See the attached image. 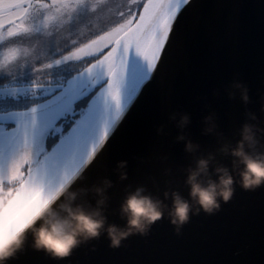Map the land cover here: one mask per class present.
Here are the masks:
<instances>
[{"label":"water","instance_id":"water-1","mask_svg":"<svg viewBox=\"0 0 264 264\" xmlns=\"http://www.w3.org/2000/svg\"><path fill=\"white\" fill-rule=\"evenodd\" d=\"M118 47L115 41L109 53ZM180 49L169 78L148 87L114 131L103 162L88 175L80 172L72 185L78 192L89 190L79 192L78 202L95 205L98 197L90 191L92 186H102L105 178L112 180L105 208L110 223H124L120 204L126 192L138 186L161 199L166 189H178L187 197L184 170L196 155L211 152L215 160L210 167H231L232 157L218 149L225 143L235 145L246 110L255 112L264 127V112L260 111L264 96V0H194L185 16ZM97 65L107 77L110 66L104 57L82 73L91 74L90 69ZM234 81L249 88L248 105L242 103L238 91L235 98H229ZM127 93L126 85L122 94ZM173 113L176 119L170 120ZM184 113L190 116L184 133L199 145L193 154L184 151L183 141H176L180 131L176 123ZM210 114H214L217 129L205 135L203 119ZM3 116L0 122L16 126L14 119ZM160 126L163 133L157 134ZM10 153L11 149H6L4 158ZM119 161H127V178L123 180ZM31 245L29 234L23 250L8 264H264V187L245 191L237 186L233 198L222 203L220 211L191 216L179 236L165 217L147 236H130L118 249L110 248L102 235L80 245L62 261Z\"/></svg>","mask_w":264,"mask_h":264},{"label":"snow or ice","instance_id":"snow-or-ice-1","mask_svg":"<svg viewBox=\"0 0 264 264\" xmlns=\"http://www.w3.org/2000/svg\"><path fill=\"white\" fill-rule=\"evenodd\" d=\"M82 2L0 0V35L6 30L8 36L14 37L25 31L23 21L34 5L38 9L55 8L62 14ZM193 3L194 0H144L136 18L112 34L119 47L110 53L111 44L92 55L78 54L77 49L82 47L78 43L63 52L56 50L61 55L51 60L49 70L77 60L91 62L104 57L110 66L108 76L97 65L90 69L91 74L86 71L38 87L31 84L32 96L39 103L3 116L14 119L16 126L6 129L0 125V175L8 173L12 179L26 180L35 205L51 198L54 190L71 182L80 172L88 175L100 165L107 142L126 120L130 108L136 106L148 87L169 78L181 54L185 16ZM55 19V15L46 17L45 23ZM126 85L125 95L122 88ZM17 91L13 87L11 94ZM6 149H11L12 154L4 167ZM15 208L12 205L6 212L13 215L17 227H22L23 221L14 216Z\"/></svg>","mask_w":264,"mask_h":264},{"label":"clouds","instance_id":"clouds-1","mask_svg":"<svg viewBox=\"0 0 264 264\" xmlns=\"http://www.w3.org/2000/svg\"><path fill=\"white\" fill-rule=\"evenodd\" d=\"M73 10L63 15L70 18ZM65 22L57 16L55 20L47 23L44 21L43 35L50 36L51 26L60 24L62 27ZM33 31L27 28L23 33L31 34ZM9 38L7 33L0 35V44ZM50 63V59L43 58V53L37 55L36 45L12 44L0 47V74L15 79L18 71L31 65L34 75L32 84L37 87L51 78ZM230 88V99L235 98L238 91L242 103L249 104V88L243 82L234 81ZM260 111L264 112V96L261 97ZM245 117L235 145L225 143L218 149L222 154L232 157L231 167L223 164L210 167L215 160L211 152L194 156L193 163L184 170L187 197L178 189H166L163 199L142 185L130 189L120 204V216L124 220L122 225L110 223L105 214L109 199L107 189L113 186L110 179L105 178L102 186L94 185L90 189L98 197L95 205L78 202L79 192L89 191L73 190L72 185L79 174L71 182L54 190L51 198L46 197L34 205L30 199L32 189L27 186V181L12 179L5 173L0 178V264H8L23 250L29 234L32 248L43 251L56 261H62L80 245L99 239L102 235L109 240L110 248L118 249L130 236H147L151 227L165 217L179 236L191 216L199 215L201 211L208 215L220 211L222 203H228L233 198L237 186L245 191H256L264 187V127L255 112L246 110ZM169 119L175 120L176 114L173 113ZM189 123V114H182L176 123L180 130L176 141H183L184 151L193 154L198 151L199 145L194 144L184 133ZM203 123L206 125L203 129L205 135L216 132L214 114L205 116ZM163 130V126L158 127L157 134H162ZM126 167L127 161H119L117 164L121 180L127 178V172L124 171ZM12 205L16 206L14 216L23 221L22 227H17L13 215L6 212Z\"/></svg>","mask_w":264,"mask_h":264},{"label":"flooded vegetation","instance_id":"flooded-vegetation-1","mask_svg":"<svg viewBox=\"0 0 264 264\" xmlns=\"http://www.w3.org/2000/svg\"><path fill=\"white\" fill-rule=\"evenodd\" d=\"M143 2L144 0H83L70 13V18L63 15V13L58 14L55 8H39V12H37L38 7L34 5L23 21L26 28H32L34 31L31 34L21 32L18 36L10 37L3 44H0V47L12 44L36 45L37 55L43 53L44 59L52 60L61 55L58 52H63L74 43H78L82 46L80 49H77L78 54L92 55L108 47L109 44L113 46L115 40L112 34L127 21L136 18L138 7L139 10H142ZM45 3L49 4L51 0H45ZM111 8H124L125 15L128 17H119L121 20L114 24L109 25L107 22L102 24L101 22L106 18L104 15L110 12L109 9ZM53 15L62 17L63 21L66 22L63 23L62 27L60 24L51 26L50 30L52 34L45 37L43 35V23L46 17ZM101 58L91 62L77 60L76 62L54 66L50 70L51 78L45 83L50 80L54 84L59 83L63 79L70 78L72 75L80 74L91 64L100 61ZM40 62L38 61L37 63ZM33 79L34 75L31 65H27L23 70L18 71L15 79L5 74H0V117L8 112L24 111L31 108L33 104L39 103L31 93L30 85ZM13 87L18 89L15 95L11 94ZM0 125L6 129L15 127L13 124L7 122H0Z\"/></svg>","mask_w":264,"mask_h":264},{"label":"rangeland","instance_id":"rangeland-1","mask_svg":"<svg viewBox=\"0 0 264 264\" xmlns=\"http://www.w3.org/2000/svg\"><path fill=\"white\" fill-rule=\"evenodd\" d=\"M124 8H111V9H109V11L110 12H108V13H106L104 16H106V18L104 19V21L103 22H101L102 24H104L105 22H107V24L109 23V25L110 24H114V23H117L119 20H121V18H122V16L124 17V16H126L125 15V11L123 10ZM137 9V8H136ZM134 11H135V9H134ZM119 17H121L120 19H119ZM126 17H128V16H126ZM94 64V63H93ZM93 64H91V65H93ZM90 65V66H91ZM4 127V126H3ZM5 128V127H4ZM11 154L12 153H10L9 155H7V156H5V158H4V160H3V165H4V167H6L7 166V162H8V160L11 158ZM4 175V174H3ZM3 175H0V178H2L3 177Z\"/></svg>","mask_w":264,"mask_h":264},{"label":"trees","instance_id":"trees-1","mask_svg":"<svg viewBox=\"0 0 264 264\" xmlns=\"http://www.w3.org/2000/svg\"><path fill=\"white\" fill-rule=\"evenodd\" d=\"M9 113V112H8ZM70 118H71V116H70Z\"/></svg>","mask_w":264,"mask_h":264}]
</instances>
